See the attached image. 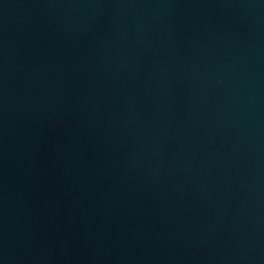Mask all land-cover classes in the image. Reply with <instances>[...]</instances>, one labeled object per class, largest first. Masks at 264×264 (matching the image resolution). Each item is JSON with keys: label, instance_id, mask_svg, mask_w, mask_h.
I'll return each instance as SVG.
<instances>
[{"label": "water", "instance_id": "water-1", "mask_svg": "<svg viewBox=\"0 0 264 264\" xmlns=\"http://www.w3.org/2000/svg\"><path fill=\"white\" fill-rule=\"evenodd\" d=\"M0 264H264V0H0Z\"/></svg>", "mask_w": 264, "mask_h": 264}]
</instances>
